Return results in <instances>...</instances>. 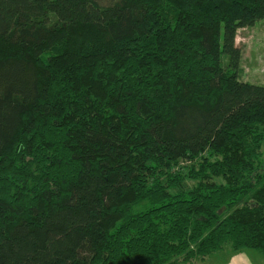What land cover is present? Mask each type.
<instances>
[{
    "label": "trees",
    "instance_id": "trees-1",
    "mask_svg": "<svg viewBox=\"0 0 264 264\" xmlns=\"http://www.w3.org/2000/svg\"><path fill=\"white\" fill-rule=\"evenodd\" d=\"M262 20L264 0H0V264L264 256V86L236 43Z\"/></svg>",
    "mask_w": 264,
    "mask_h": 264
},
{
    "label": "rangeland",
    "instance_id": "rangeland-1",
    "mask_svg": "<svg viewBox=\"0 0 264 264\" xmlns=\"http://www.w3.org/2000/svg\"><path fill=\"white\" fill-rule=\"evenodd\" d=\"M236 43L242 49L240 79L244 82L264 86V20L256 23L254 27L241 29L238 32ZM187 184L189 186L193 185L192 182ZM247 250L249 249L234 252L229 248H225L214 252L209 258L207 257L208 259L206 258L205 262L199 260L193 264H232V258L240 256L239 253ZM261 258L264 262L262 255H260Z\"/></svg>",
    "mask_w": 264,
    "mask_h": 264
},
{
    "label": "crops",
    "instance_id": "crops-1",
    "mask_svg": "<svg viewBox=\"0 0 264 264\" xmlns=\"http://www.w3.org/2000/svg\"><path fill=\"white\" fill-rule=\"evenodd\" d=\"M238 255H240V256L232 258V264H260V262H261V264H264L262 258L260 259V255H262V254L259 252H253L252 250H247V251H242ZM263 258H264V256H263ZM207 259L202 260V261L205 262ZM256 260H257V263H256ZM193 263L194 262H192L190 264H193Z\"/></svg>",
    "mask_w": 264,
    "mask_h": 264
}]
</instances>
